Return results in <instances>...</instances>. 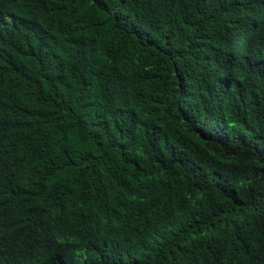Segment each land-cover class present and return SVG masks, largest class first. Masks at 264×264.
<instances>
[{
    "label": "trees",
    "instance_id": "obj_1",
    "mask_svg": "<svg viewBox=\"0 0 264 264\" xmlns=\"http://www.w3.org/2000/svg\"><path fill=\"white\" fill-rule=\"evenodd\" d=\"M14 1L4 228L22 216L9 188H33L58 205L33 227L69 229L77 264H264V37L241 41V0Z\"/></svg>",
    "mask_w": 264,
    "mask_h": 264
},
{
    "label": "clouds",
    "instance_id": "obj_2",
    "mask_svg": "<svg viewBox=\"0 0 264 264\" xmlns=\"http://www.w3.org/2000/svg\"><path fill=\"white\" fill-rule=\"evenodd\" d=\"M14 0H0V33L4 30L1 18L8 19L13 11ZM239 12L237 22L241 41L248 46H256L264 37V0H241L234 3ZM14 197H20L23 207L19 210L22 216L17 222H12L11 229H5L0 212V264H77L78 257L72 251L70 244L64 241V232L69 231L63 225H52L47 234H41L35 229L31 217L49 216L57 211V202L47 191H35L27 188L16 191L9 188ZM71 202L69 198L59 195L58 204ZM192 238L182 237V243H190ZM160 251H169L164 246H158ZM82 264H86L81 259ZM136 261L113 259L108 257L104 264H136Z\"/></svg>",
    "mask_w": 264,
    "mask_h": 264
},
{
    "label": "bare ground",
    "instance_id": "obj_3",
    "mask_svg": "<svg viewBox=\"0 0 264 264\" xmlns=\"http://www.w3.org/2000/svg\"><path fill=\"white\" fill-rule=\"evenodd\" d=\"M212 44V43H211Z\"/></svg>",
    "mask_w": 264,
    "mask_h": 264
}]
</instances>
